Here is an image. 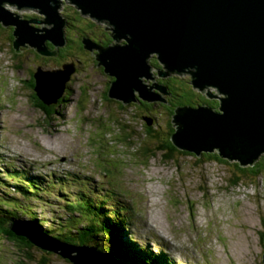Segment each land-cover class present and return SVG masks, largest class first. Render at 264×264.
<instances>
[{
	"label": "rangeland",
	"instance_id": "374dc122",
	"mask_svg": "<svg viewBox=\"0 0 264 264\" xmlns=\"http://www.w3.org/2000/svg\"><path fill=\"white\" fill-rule=\"evenodd\" d=\"M9 8L29 13L30 18L42 16L35 10L23 11L12 5ZM61 8L70 19L74 16L71 20L76 27L68 32V38L78 39V27L94 38H106L103 33L110 27L108 23L82 14L67 0ZM4 38L0 35V193L7 190V182L12 184L14 170L25 169L28 174H42L48 180L68 176L84 183L86 177H92L90 186L112 189L132 205L136 214L127 224L126 234L147 253L162 252L172 264H264V172L230 186L232 164L236 161L228 158L222 157L226 163L205 162L204 156L187 152L165 160L159 151L145 164L140 155L143 145L154 148L168 139L166 132L172 118L169 110L162 106L153 109L157 120L151 126L159 131L160 138L148 137L143 123L152 115L134 108L132 103L120 109L115 101L106 100L107 74L87 53L71 50L76 55L62 59L65 63L79 58L84 63L68 83L65 100L56 104L58 112L47 115L46 110L33 105L24 80L38 66L54 69L59 65L53 59L35 56L34 51L16 61ZM150 60L157 61L153 56ZM18 62L21 69L16 68ZM172 76L178 81L190 78L188 72ZM198 91L206 96L212 93L211 101H217L219 96L215 88ZM136 131L134 142L125 140L126 133ZM82 182L68 181V197L74 199ZM51 188L57 194H41L49 202L44 210L34 200L21 199L23 205L33 206L39 218H46L42 230L50 238L49 219L65 215L62 192L57 191L59 187ZM9 191L13 195V189ZM23 219L30 221L26 216ZM29 221L25 223L32 225ZM46 251L35 245L30 253L37 261L47 255L50 264H73ZM24 254L19 245L0 240V264H35L24 260Z\"/></svg>",
	"mask_w": 264,
	"mask_h": 264
},
{
	"label": "water",
	"instance_id": "95a60500",
	"mask_svg": "<svg viewBox=\"0 0 264 264\" xmlns=\"http://www.w3.org/2000/svg\"><path fill=\"white\" fill-rule=\"evenodd\" d=\"M67 1L82 14L111 24L116 39H125L108 46H100L89 36L82 40L87 50L96 51L98 66L115 77L110 98L129 104L139 99L160 101L168 95V85H155L153 92L154 85L143 81L151 78L152 56L167 70L160 69L162 77L193 69L195 88H215L223 94L217 96L220 108L205 102L177 106L171 118L173 144L197 156L217 151L243 166L254 164L264 154V0ZM59 2L0 0V23L14 27L16 52L32 47L42 56H56L67 45L66 19ZM9 5L39 10L44 19L28 18ZM76 71L74 60L54 69L38 66L33 74L36 95L45 105L58 103ZM208 96L214 97L210 92ZM145 121L151 125L153 119L145 117ZM20 227L25 232L12 228L73 264H133L97 246L53 240L27 223Z\"/></svg>",
	"mask_w": 264,
	"mask_h": 264
},
{
	"label": "trees",
	"instance_id": "16d2710c",
	"mask_svg": "<svg viewBox=\"0 0 264 264\" xmlns=\"http://www.w3.org/2000/svg\"><path fill=\"white\" fill-rule=\"evenodd\" d=\"M64 1L65 0H60L59 3L61 4V2L63 3ZM76 8L78 11H80L78 7ZM68 15L66 14V16ZM78 15L81 14L78 13ZM72 18H74V16H71V19ZM71 19L70 21L74 23V21ZM75 20H80V17H75ZM66 52V48L61 50L62 59L68 56V53ZM12 55L14 59L18 61L19 55L14 52L12 53ZM35 56L39 57V55ZM21 66V62H18L16 64L17 69H21ZM185 82L186 85L176 79L172 80V83L170 85L172 87V90L174 92L179 91L182 95H179L177 101L172 105H166V109L169 110V114L171 116L173 115L177 107L176 105L191 104L196 106L199 103L206 102L211 107L212 105H214V108L217 107V101H211L209 96L201 95L199 92L194 93V90L191 89V85L187 83L188 81ZM24 83L26 82L24 81ZM180 99H182L183 101H181ZM132 105L136 109L143 110L142 107L140 109V107H138L135 103H132ZM119 108L124 109L127 108V106L121 105ZM57 112L58 111H56V109H52L47 111L46 113L47 115H52ZM151 118L153 120L154 118L156 119V117L152 116ZM115 120L119 119L115 118ZM151 125H148L147 121L143 123L145 134L148 137L159 139V131L155 130V128H153ZM174 129L175 128L172 120H170L169 127L166 132V137L168 138L166 141L161 143L159 142L154 148L149 147L148 144L143 145L140 150V155L144 156L145 164L159 151L163 153V159L165 160L175 159L176 154L178 153H187V151L181 150L173 144L171 136L174 132ZM136 133L137 131L126 133L125 140L129 143L134 142L132 138ZM191 154L196 155L194 153ZM200 156L205 157V162H228L227 160L222 159V157L216 151L211 153L204 152ZM263 172L264 155H262L260 159H257L253 165L243 166L240 162L236 161L232 164L229 179L230 186H238L244 178H255L261 175ZM11 175L12 176H10V178L12 177L13 179L12 184L8 185L7 182V184H5L7 190H4L3 193H0V240L6 239L16 245H19L20 249L25 253L23 255L24 260H30L35 264L51 263V260L47 255H44L42 260L37 261L34 254L30 253V251L37 244L31 241L29 237L19 235L15 231L16 229L18 230L21 223L29 221L27 219H23L25 218V216L29 217V222L32 225L34 224L33 226L35 228L37 227L39 229V232L43 229L42 224L47 221L45 217L39 218L37 216V211L32 208L33 206L28 205V203H26V205H23L21 199L24 198L29 201L34 200L41 206V210H44L43 206L49 205V202L42 197V192H44V194H47L48 196H52L57 193L55 188L51 187H59L57 191L62 192L63 197H61V200H64L65 205L62 207H64L65 209V215H58L57 220L55 219L54 215L53 219H49L52 227L48 229V231L50 232L52 239L59 240L71 245L97 246L99 250L103 252L117 253L118 255L124 257L128 262L133 264L173 263L172 260L167 258L166 255H164L162 252L160 254L147 253L146 251L139 248V246L137 247L136 244H134L133 240L128 238L126 234V226L129 221L131 222V217L136 214L135 210L130 203H128L124 198H121L120 195L114 190L111 189L106 191L103 188L96 189V184L90 186V183L93 181L92 177H86L87 181L84 183L80 181L83 183V186L80 185L79 191L74 195V199H71L70 197H68L65 191H69V189L67 188H70V186H68L67 184L68 181L73 184H80V182L74 181L73 178H70L68 176H59L60 178L54 176V180H48L42 174H37L36 176L34 174H28V171L25 169L21 171L14 170L12 171ZM6 176L9 177L8 175ZM77 177L80 178V176ZM90 187L92 188V190L88 189ZM9 189L11 191L13 189L14 192L11 196ZM96 192H103L104 195L95 196L94 193ZM106 197H109V199H107ZM41 214H44V212H42ZM18 231L25 232L24 229H19ZM262 235L264 239V232H262L261 237ZM41 249L44 250L43 247H41ZM45 250H47L45 252L46 254L55 253L48 249Z\"/></svg>",
	"mask_w": 264,
	"mask_h": 264
},
{
	"label": "flooded vegetation",
	"instance_id": "af4514ba",
	"mask_svg": "<svg viewBox=\"0 0 264 264\" xmlns=\"http://www.w3.org/2000/svg\"><path fill=\"white\" fill-rule=\"evenodd\" d=\"M63 3L61 2L60 4V8L62 7ZM24 11H30L29 9H23ZM60 12L63 14V16L65 17L66 19V27H65V33H66V37L68 39V43L67 45L63 46L62 48L59 49L58 51V54L56 56H42L40 54H38L33 48L31 47H22V48H19V51L20 52H16L14 47H13V39H14V35H13V31H14V27L12 26H8V27H5L3 26L1 23H0V35L5 37L7 40H8V44L11 45V48L13 50L14 53H16L17 55L19 56H25L27 52H30V51H34L35 55H39V58H42V59H53V61H56V63L59 65V67H61L64 63L62 62V57H61V50L66 48L67 49V52L68 55H76L75 52L77 53H87L94 61H95V65L100 68L103 72H104V68L101 67V66H98V62L96 61V58H95V52H92L90 50H87L83 44H82V37L84 36H89L90 38H92V40H94L97 44H99L100 46H108L110 44H114V43H124L125 42V39H116L114 37L115 35V32L113 31V27L111 24L110 27L108 29L105 30V32L103 33V37L106 36V38H101V37H98V38H94L92 35H90V33L88 34L86 32L85 29H82L80 27H78L77 29L78 30V35L76 36L78 39H70L68 38V32H71L70 30L73 28V27H76L74 23H72L70 21V18L68 16H66V14L63 13L62 11V8L59 9ZM26 16H30L29 13H24ZM30 18V17H29ZM38 18H43V16L41 17H38ZM107 23V22H106ZM4 38V39H5ZM49 46L51 48L54 49V46L49 42ZM33 49V50H32ZM75 51V52H70V51ZM61 57V58H60ZM153 57H156V56H153ZM157 59V58H156ZM158 61V59H157ZM156 60L155 61H152L150 60L151 64H152V74H151V78L149 80H143L144 83H147L149 86L151 85H154V87L151 88V90L153 92H156L157 91V85L160 84V83H163V84H166L168 85L169 89H170V93L168 95H163L162 96V99L160 101H153V102H148V101H145V100H142V99H139L138 101L136 102H132V103H135L137 104L138 107H142V109L147 112L148 114H151L153 116V109L155 108H158V106H162L163 108L166 109V105H172L173 103H175L177 101V99L179 98V95H182L179 91L177 92H174L172 90V87L170 86L171 83H172V80L175 79L174 76L172 75H177V74H183V73H177V72H168V75L165 76V77H162L159 75V71L160 69H165V66L161 65L159 63V61L157 62ZM75 62L77 63V71H79L80 67H81V64H83L84 62L82 60H80L79 58L75 60ZM160 64V65H159ZM37 69V68H36ZM36 71V70H35ZM76 71V72H77ZM167 71V70H166ZM186 73L188 72L189 75H190V78L188 79V84L191 85V89L194 90V93L196 92H199L200 94L202 93L201 91H198L197 88L194 87V85L192 84V72H193V69H188L185 71ZM106 73V72H105ZM34 72L30 74L28 80H24L26 83H25V86L27 87V89H29L31 91L29 98L31 99L32 103L34 106L36 107H39V108H42L44 110H52V109H56V104H61L62 101L65 100V97L66 95H64L58 103L56 104H52V105H45L41 100L40 98L38 97V95H36V92L34 91V87H35V79H34V76H33ZM107 74V73H106ZM107 91H106V94H104V97L106 100L108 101H112L113 98H110L109 96V88L112 84V82L115 80V77H113L112 75L110 74H107ZM187 81V80H186ZM182 83H184V85H186V82L184 80L181 81ZM156 85V86H155ZM34 86V87H33ZM210 87H206L204 89H209ZM68 90L70 89V86L68 85ZM217 90V89H216ZM218 91V90H217ZM136 95H139L138 91L135 92ZM201 95H204V94H201ZM209 95V94H207ZM215 95H223L221 94L219 91H218V94H215ZM111 99V100H109ZM215 100H217V107H215V109L217 108V110H219L220 108V100L218 98H216ZM113 101H115L118 106L120 107L121 105L123 106H126L127 104L123 103L122 101L120 100H117V99H113ZM131 104V103H130ZM178 106V105H176ZM146 107V108H145ZM212 107H214V105H212ZM155 115V114H154ZM154 117V116H153ZM155 119V118H154ZM156 120V119H155Z\"/></svg>",
	"mask_w": 264,
	"mask_h": 264
},
{
	"label": "clouds",
	"instance_id": "9594fccd",
	"mask_svg": "<svg viewBox=\"0 0 264 264\" xmlns=\"http://www.w3.org/2000/svg\"><path fill=\"white\" fill-rule=\"evenodd\" d=\"M25 9H29V10H35V11H37V12H40L39 10H36V9H31V8H25ZM59 9H61V8H59ZM24 11V10H23ZM24 14V13H23ZM26 17H28L29 18V16H26ZM164 254V253H163ZM164 255H166V254H164ZM167 256V255H166ZM168 258V257H167Z\"/></svg>",
	"mask_w": 264,
	"mask_h": 264
},
{
	"label": "bare ground",
	"instance_id": "6f19581e",
	"mask_svg": "<svg viewBox=\"0 0 264 264\" xmlns=\"http://www.w3.org/2000/svg\"><path fill=\"white\" fill-rule=\"evenodd\" d=\"M210 106V105H209ZM35 176L37 175V174H34Z\"/></svg>",
	"mask_w": 264,
	"mask_h": 264
}]
</instances>
